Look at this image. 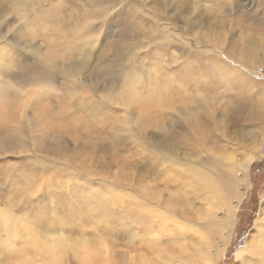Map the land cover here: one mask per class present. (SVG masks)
Returning <instances> with one entry per match:
<instances>
[{
	"label": "rangeland",
	"instance_id": "1",
	"mask_svg": "<svg viewBox=\"0 0 264 264\" xmlns=\"http://www.w3.org/2000/svg\"><path fill=\"white\" fill-rule=\"evenodd\" d=\"M178 1L0 0V218L15 220L0 219V264H46L44 242L79 264L91 239L110 260L87 264H264V116L234 124L241 100L220 99L197 120L184 74L228 78L216 49L263 84L264 0ZM173 76L188 102L153 108ZM196 163L218 189L186 174Z\"/></svg>",
	"mask_w": 264,
	"mask_h": 264
},
{
	"label": "bare ground",
	"instance_id": "2",
	"mask_svg": "<svg viewBox=\"0 0 264 264\" xmlns=\"http://www.w3.org/2000/svg\"><path fill=\"white\" fill-rule=\"evenodd\" d=\"M187 1L188 0H179L177 2L176 7H177L179 12H182L180 8L182 6L185 7V5H187ZM210 1H212V0H210ZM88 11L90 12L91 8H89ZM261 22H262V24L259 26H262V28L264 30V12H263V17H262ZM142 23L144 26V21ZM252 24L254 25L255 22ZM86 25H87V22H84L83 26H86ZM252 31L258 33V31L255 29V27H252ZM260 34H262V33L260 32ZM252 44L254 45V47H257L260 44H262V37L260 38L259 36H255V40L252 42ZM208 46L212 47V45H208ZM214 48H215V46H214ZM216 48H218V47H216ZM215 53L219 54L221 57H223V60H224L223 64L215 63V65L213 67L215 70V73L220 76V75H223L221 71L225 70V74H227L228 78L223 77V81L218 79L216 76H214V77L211 76V77L206 78V79L205 78H199V77H197L198 79L197 78L193 79L192 74L195 72V70H194V68L187 67L188 73H184V74H185L187 86L190 88V91L188 93V97L190 95V92L193 96H195V93H193V91L198 90L200 92H203L202 97H199L196 95L197 98L195 100L198 103L197 109H195L194 111H190V112H192L194 114V116L198 117L197 120H199L202 118L201 116H199L200 109L205 107L206 100H215L216 102H219L220 99H222L220 102L230 101L232 104H233V102H235L237 100H241L240 103H236L239 105L237 107L238 114H235V116L233 117L234 118L233 123L235 121H239V123H240V121H242V120H243L242 122H245L247 119H250L252 116V111L255 108L257 109L258 113L257 112H254V113H256L257 119L261 120L262 115L264 116V83L261 84V82H259L257 79L252 78L251 76H248L247 73L249 71H246V73H245L246 76H245L243 73H241L242 71H240V69H243V68H241L242 66L237 64V63L235 65L231 64V66L232 65L234 66L233 68H231V66L229 65V62L233 63V58H231V60H229L228 58L226 59L227 56L224 55L221 51H218L216 49H215ZM225 59H226V61H225ZM259 65H261V64H259ZM252 68L253 67H251L249 69H252ZM155 69H157V67L153 68V70H155ZM206 69H209V66H207ZM259 69L261 70V66L256 68V70H259ZM66 72H67V70H66ZM70 72H71V68L69 69L68 73H70ZM252 72H249V73H252ZM161 74H163V71H161ZM174 79L175 78L173 76L170 78L169 83L164 84V87L166 89H159L158 83H159L160 79L156 80L155 91H154L153 95L150 97V101H151V104H153V108H155V107L156 108H162V107L171 108L173 106L175 100H177V99L188 102L187 99H184L187 96L186 95L180 96V93H179V91H181L183 89V82L185 80L184 81L181 80L180 83L178 84L174 81ZM209 80H210V85L205 86V83H203V81L207 82ZM224 81H225V83H224ZM200 82L202 83V86L198 85ZM243 83H245V85H243ZM221 87H222V89H221ZM191 88H193V89H191ZM165 90H167V91H165ZM223 91H232L233 93L228 94V93H223ZM246 94H249V96L247 95L248 96L247 97ZM129 96L131 98H135V99L137 98L136 95L134 94L133 88H129ZM9 104H12V103H9ZM4 106H6V105H4ZM242 107H243V109H239ZM189 108H190V110H192L191 107H189ZM187 110H188V107H185L184 111L187 112ZM232 110H233V107H232ZM196 117H194V118H196ZM185 120L187 121V119H185ZM252 120H254V119H252ZM203 121H204L203 123H206L208 120H207V118H203ZM263 122H264V120H263ZM254 123L261 124L260 121H258V120H255ZM193 124H200V123H193ZM197 127L198 126H196V128ZM254 152H255V150H254ZM251 154H253V152ZM254 155L249 156L242 163L238 164V168H240V171L242 172V174L247 171L248 167L251 164L252 157ZM167 156L169 157L168 160H170V161L174 160L173 158H171L172 156H169V155H167ZM211 166L196 163V165L186 167L185 170L187 172L186 174L189 175V173H190V176L196 178L197 180H202L205 183L209 182L212 185V187L218 189L219 185H220V178L216 174H214V172L209 171L212 168ZM175 175L179 176V174H177V173ZM232 211L233 210L231 209V206H227L228 216L224 217L223 222H222V227L225 230L230 228ZM111 217H112L111 212L109 211L107 213V219L112 220ZM0 219L2 220L3 226L5 227L6 231L11 232L10 230L13 228V226L15 224V220L7 212L6 213L3 212V214H1ZM259 219L261 220V218H257L255 220V222H254L255 227L254 228H256L258 226V224L260 222ZM188 234L189 233H184V236H188ZM189 238H192V237H189ZM181 239H183V238L178 237L175 240H177L178 242H183V241H180ZM99 245H100V247H99ZM43 246L45 247L46 253L48 256L46 259H44L46 264H59L60 256H59V251L56 250V246L54 244H49L47 242H44ZM106 246L107 245L102 240L95 242V240L91 239V244H89V246L87 248H82L81 251L78 250V255L76 257L78 261H76V262H79V264H87L86 262L89 259L93 258V255L89 253L91 251L93 252V254L98 253L99 257H103L104 260L106 259V257H107V259H109L108 254L99 249L101 247L105 248ZM263 246H264V235L262 236L260 243L257 247V253L260 252V250L262 249ZM183 249H185V246L181 245L179 250L182 251ZM194 250L195 249H191V253L194 252ZM237 254H238V251H237ZM220 255H221V253H220ZM263 256H264V254H263Z\"/></svg>",
	"mask_w": 264,
	"mask_h": 264
}]
</instances>
